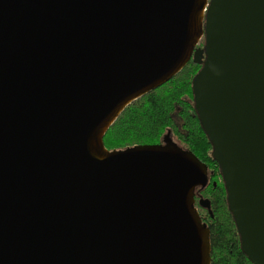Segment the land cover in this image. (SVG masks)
I'll list each match as a JSON object with an SVG mask.
<instances>
[{"label": "water", "instance_id": "1", "mask_svg": "<svg viewBox=\"0 0 264 264\" xmlns=\"http://www.w3.org/2000/svg\"><path fill=\"white\" fill-rule=\"evenodd\" d=\"M191 60L242 248L264 264V0H0V264H211L208 165L170 133L104 142Z\"/></svg>", "mask_w": 264, "mask_h": 264}, {"label": "trees", "instance_id": "2", "mask_svg": "<svg viewBox=\"0 0 264 264\" xmlns=\"http://www.w3.org/2000/svg\"><path fill=\"white\" fill-rule=\"evenodd\" d=\"M202 65L191 60L168 82L144 95L121 114L107 132L109 150L140 144L161 143L170 132L180 147L193 151L216 172L222 182L210 183L211 211L207 214L212 246L211 264H255L242 248L239 230L227 200V189L213 144L195 107L193 80ZM205 223V221H203Z\"/></svg>", "mask_w": 264, "mask_h": 264}, {"label": "flooded vegetation", "instance_id": "3", "mask_svg": "<svg viewBox=\"0 0 264 264\" xmlns=\"http://www.w3.org/2000/svg\"><path fill=\"white\" fill-rule=\"evenodd\" d=\"M201 46H204V42H202ZM170 137H171V134H170ZM164 139H165V137H164ZM164 139L161 142V144H164L165 143L164 142ZM171 139L175 143H177L176 140H174L172 137H171ZM182 148H184V147H182ZM208 171H209V177H208V184H207V186L205 188L197 187L196 190H195V199H196L195 207L199 210V212L201 214V217H202L203 221H205L206 224L208 223V221H207L208 218H207L206 212H209V209L202 207L201 204H200V200L202 198H208L212 202L211 195H210V193L207 192L208 189L212 190V187H210L209 184L210 183H213V185L215 186L216 185V182H215L216 179H218L219 182H222V178H221V175H220V171L219 170H217L216 172H214L213 168L208 165Z\"/></svg>", "mask_w": 264, "mask_h": 264}]
</instances>
